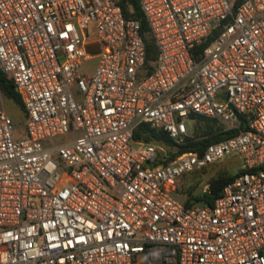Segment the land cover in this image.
Returning a JSON list of instances; mask_svg holds the SVG:
<instances>
[{"label":"built area","instance_id":"1","mask_svg":"<svg viewBox=\"0 0 264 264\" xmlns=\"http://www.w3.org/2000/svg\"><path fill=\"white\" fill-rule=\"evenodd\" d=\"M139 2L150 62L121 0H0L26 130L0 107V264H264V0ZM193 116L238 133L169 163L134 139L146 123L183 145ZM232 158L213 204L185 208L183 175Z\"/></svg>","mask_w":264,"mask_h":264},{"label":"trees","instance_id":"2","mask_svg":"<svg viewBox=\"0 0 264 264\" xmlns=\"http://www.w3.org/2000/svg\"><path fill=\"white\" fill-rule=\"evenodd\" d=\"M242 1L243 0H234V8ZM121 8L126 19H135L140 22L141 33L146 44L147 62L155 60L157 57L156 47L150 39L149 27L141 10L139 0H121ZM204 47L205 45L197 48V52L202 51ZM0 94L15 103L24 112V106L20 95L15 92L12 81L2 73H0ZM193 117L197 123L195 129L196 137L195 139L186 141L183 145H176L164 130L152 128L146 123L139 126L134 134V139L135 141L151 143L168 149L169 158L166 163H169L184 153L198 152L202 154L208 145L220 142L238 133V131L222 132L214 121L203 117ZM208 168L195 170L183 175L182 178H185V182L180 188H177L176 197L183 202L185 208L191 209L200 204L211 206L214 200L221 195L225 185L234 178L233 174L221 171L207 179L205 185L209 186L208 193H202V191L197 192L196 188L199 183L200 175ZM178 195L180 197H178Z\"/></svg>","mask_w":264,"mask_h":264},{"label":"rangeland","instance_id":"3","mask_svg":"<svg viewBox=\"0 0 264 264\" xmlns=\"http://www.w3.org/2000/svg\"><path fill=\"white\" fill-rule=\"evenodd\" d=\"M89 50L93 55H95L97 52L96 49L91 50V48H89ZM96 63H97V59L92 58L88 60L82 67V71L86 72L87 74H91L94 71V67ZM0 107L6 110L10 118L13 119L15 123V128L13 130L14 139L19 140L26 138V130L24 128L25 116L23 110L1 94H0ZM186 126L189 133H195L196 126L194 125L193 121H188L186 123ZM240 167H241V163L239 162V160L237 158H232L206 169L200 175V179L196 191L201 192L205 183H207V179L216 175L217 173L221 171H226L234 175L239 171ZM184 182H185V178H182L179 181L177 188H180ZM178 197L180 196L178 195Z\"/></svg>","mask_w":264,"mask_h":264}]
</instances>
